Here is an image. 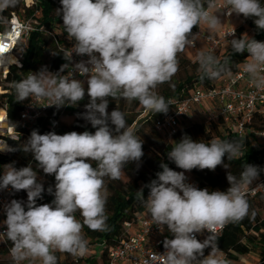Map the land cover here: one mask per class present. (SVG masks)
Segmentation results:
<instances>
[{"label":"clouds","instance_id":"1","mask_svg":"<svg viewBox=\"0 0 264 264\" xmlns=\"http://www.w3.org/2000/svg\"><path fill=\"white\" fill-rule=\"evenodd\" d=\"M19 3L0 0V22L6 24L3 14ZM60 5L55 14L74 42L72 51L58 71L42 66L15 82V101L47 100L44 107L60 109L76 107L87 97L77 117L95 131L40 134L33 129L19 148L0 139V152L19 150L36 162L35 167L29 163L20 168L9 163L0 173V192L27 193L26 201L12 199L2 205L6 218L0 221L4 228L0 235L11 242L14 264H58L56 252L84 257L88 241L83 228L108 230L105 178L119 179L126 165L135 162L139 167L144 155V142L128 126L124 112L116 107L109 113L110 99L138 101L154 114H167L170 105L155 90L178 72V55L196 46L194 28L205 25L215 32L224 23L221 15L235 14L252 19L256 30L264 31L262 0H224L222 6L217 0H60ZM226 35L232 37L234 53H248L242 71L249 82L264 89V41L247 33L236 37L235 27ZM8 39L7 32L0 34V56L13 51L5 47ZM73 54L81 59L75 61ZM197 60L201 79L230 74L228 61L222 63L210 52H201ZM241 148L240 140L205 143L184 134L166 152L167 160L182 171L173 170L162 159L155 178L137 191L153 224L161 233L166 228L171 234L163 241L164 252L156 253L159 264H229L220 253L218 230L249 216L246 189L264 172L247 163L239 177L230 171L225 157L227 161L239 157ZM218 166L227 170L225 191L201 189L185 175L193 169L215 171ZM36 169L54 176V186L46 189L54 197L51 203L38 204L45 187ZM77 212L82 221L76 218ZM255 215L252 211L251 217Z\"/></svg>","mask_w":264,"mask_h":264},{"label":"trees","instance_id":"2","mask_svg":"<svg viewBox=\"0 0 264 264\" xmlns=\"http://www.w3.org/2000/svg\"><path fill=\"white\" fill-rule=\"evenodd\" d=\"M264 2V0H262ZM60 0H35V5L26 7L24 0H20L17 7L9 9L5 12L9 17L11 13H16L21 18L30 17L35 10L39 14L35 16L38 24L37 29L32 31L28 37L26 52L22 60V67L17 68L11 65L5 75L0 76V86L4 91L0 93V108L4 110L6 115L7 125L13 128V135L3 134L0 138L7 145L13 148H19V145L28 139L33 129H38L40 134L49 131H55L57 134H64L70 131L83 132L85 130L95 131L86 121L79 119L77 113L84 111V105L88 102L87 97L79 103L78 106L63 107L60 109L50 107L46 112L30 125H25L21 122L20 112L30 103L31 99L24 102L15 101V92L13 85L15 82L24 79L29 72H37L42 66H47L49 71L56 72L60 66L66 63L64 56L66 50L73 46V41L68 39L62 19L55 14V10L59 8ZM244 25L248 27L247 33L250 37L260 41L264 38V31H257L252 19H244ZM5 26L0 25V31H5ZM200 29L196 27L193 32ZM238 37L243 34L244 27H237ZM186 50V49H185ZM185 50L178 55L179 69L172 77L171 81L164 83L155 90L159 95L163 96L169 103V111L167 114H154L146 111L141 121L137 120L141 109L138 101H126L124 99L109 100V113L118 107L125 114V119L128 126L133 132L143 140L144 155L140 161L139 167L135 162L129 163L124 169L126 179L121 177L117 180L105 178L107 188V231H91L86 226L83 228V235L88 241V248L92 247V253L84 257L74 258L67 253L56 252L58 264H107L109 250L118 246L121 240L125 239L129 233L125 224L135 225L141 217L146 215V208L141 203L137 195V191L145 184L155 178V173L160 171L159 164L163 159L168 163L169 167L176 171V165L167 160L166 152L171 150L174 141H178L182 135L187 134L193 140H203L205 143L213 139L222 140H238L237 136L231 132L220 119H208V123L195 122L189 126L182 127L171 136L161 134L155 128V121L169 114L174 113L175 105L170 100H181L197 89L210 88L221 84L227 77L236 72L243 64L248 56V53H234L231 46H225L210 52L222 63L227 60V67L230 69V74L222 75L219 79L209 80L208 78L201 79V73L198 72V60H193L185 55ZM203 52L208 53V50ZM145 109V108H143ZM63 112L72 116L70 123H64L60 120ZM55 122V125L53 124ZM254 129H264V121L257 120L253 125ZM248 129L246 134L248 142L242 143L241 154L239 157L225 163L230 165V171L239 177L243 166L252 164L264 168V144H255L251 141L253 132ZM15 162L17 168L27 166L29 163L35 167V161L32 160L30 154H25L22 151L15 152H0V173L4 171L3 165ZM93 166L95 163L93 162ZM44 176L45 192L43 199L38 200V204L51 203L53 196L46 191L49 185L54 186V176ZM227 170L222 166H218L215 171L193 169L186 172L185 175L192 177L202 187L209 190L225 191L228 187L226 178ZM260 176H264L261 172ZM264 180V179H260ZM148 189H144L145 198L147 197ZM13 199L27 200L25 191L15 192ZM250 204V214L239 222L228 223L224 226L220 233H217L218 245L220 253L228 262H235L240 256L247 255L255 250L264 252V193L258 191L253 196L247 195ZM256 213L255 217H251V212ZM76 218L82 221L79 212L76 213ZM203 240V239H202ZM11 242L6 236L0 244V255H5L6 258H0V264H14L12 258L8 256V251L11 248ZM207 254V251H206ZM25 264H29L27 261Z\"/></svg>","mask_w":264,"mask_h":264},{"label":"built area","instance_id":"3","mask_svg":"<svg viewBox=\"0 0 264 264\" xmlns=\"http://www.w3.org/2000/svg\"><path fill=\"white\" fill-rule=\"evenodd\" d=\"M224 0H217L219 6L223 5ZM26 7L35 5V0H24ZM221 11L223 8L221 7ZM39 14L38 10L28 18H21L16 13H11L7 17L8 22L5 24L0 22V25L5 26V31H0V34L7 32L9 39L5 41V47L13 49L9 54L13 55L12 61H6L8 54L0 56V76L5 77L11 65L17 68L22 67V60L26 52L27 41L30 33L37 29L36 15ZM225 18H229L224 15ZM234 26L222 27L216 36L205 33L201 29L195 31L198 33L197 42L195 47H188L186 49L195 50L199 42H203L206 50L214 52L217 49L230 45L231 36L226 34L233 30ZM235 35L238 37V29L235 27ZM260 41H264L262 38ZM73 47V46H72ZM72 47L66 50L69 55ZM16 49L23 50V53ZM86 59V57H84ZM73 59L79 61L81 57L73 54ZM16 60L21 65L16 63ZM245 62V61H244ZM243 62V63H244ZM243 65V64H242ZM242 65L232 75L227 77L221 84L210 88H197L189 96L178 100L169 101L175 105V111L163 118L155 121V128L165 136H171L181 126V119L188 112H190L197 105H205L206 103H214L218 110L217 116L223 121L224 125L233 132L237 138L244 139L247 130L251 131L260 137H264V129H254L253 125L257 120L264 121V89H256L250 82L247 75L242 71ZM6 68V69H5ZM70 71V69H69ZM48 103L47 100H36L31 98L30 103L20 112L21 122L25 125L33 123L37 117L44 114L50 107H44ZM8 135H13V128L6 126ZM187 176V175H186ZM190 183H194L197 187L203 189L197 181L192 177L187 176ZM213 191V190H210ZM264 193V180H259L255 185L246 189L247 195L253 196L256 192ZM14 193L11 189L0 192V211L2 205L13 199ZM125 226L130 229L129 235L121 240L120 244L109 250V258L107 264H159L156 253H163V241L166 237L171 238V234L165 228L164 232L153 224L149 213L146 210V215L141 217L135 225L128 223ZM224 226L218 230L222 231ZM4 231L0 227V232ZM206 235V234H205ZM3 236V235H1ZM204 236H198L202 240ZM222 255V254H221ZM10 258V251H8ZM224 257V255H222ZM22 264V263H21Z\"/></svg>","mask_w":264,"mask_h":264},{"label":"rangeland","instance_id":"4","mask_svg":"<svg viewBox=\"0 0 264 264\" xmlns=\"http://www.w3.org/2000/svg\"><path fill=\"white\" fill-rule=\"evenodd\" d=\"M224 23H225L224 24L225 26H234V27H238L240 25H243V27H244L243 34L245 32H248V30H249L248 27L244 25V18L242 16L237 17L235 14H233V16H231L229 18H225ZM185 55L186 56L188 55L187 51L185 52ZM187 57H189V55ZM3 85L4 84L2 83V86ZM2 86H0V90H1L0 93H2L4 91ZM203 107H204V110L202 108L192 109L185 116H183V118L181 119V126L182 127L189 126L195 122L207 124L208 119H214L213 116L216 114L217 109L210 110L209 111L210 113L207 112V110H205V109L215 108V104L214 103H206L205 105H203ZM141 108H142V106H139L138 111ZM0 110H3V109L0 108ZM146 111H147L146 109L142 108L141 113L137 117L138 121H141L143 119V115L146 113ZM60 120L64 123L68 124L71 122L72 116H69L66 114V112H63L61 117H60ZM6 126H7V121H6V116H5V126L0 127V137L3 134H9L7 129H6ZM244 137H245V140L239 139V138H238V140L242 141V143L246 142L248 140V137H247V135H245ZM251 137L252 138H250V139L253 143L259 144V145L264 144V137H260V136L256 135L255 133H253ZM37 172H38L39 178L44 183L45 179H44L43 174H41V172H39V171H37ZM121 178L126 179V176L124 174H122ZM260 179H264V176H260L259 179L254 181L251 186L255 185ZM251 186H249V187H251ZM262 216H264V213H262ZM5 218L6 217L4 216V214L1 210L0 211V221H3ZM3 238H4V235L3 236L0 235V244L3 242ZM202 239H204V237ZM90 253H92V247L88 248V252H87L86 256L89 255ZM0 258L4 259V258H6V256L0 255ZM36 262L38 264H40L39 261H36ZM229 264H264V252H262L260 250H255V251H253L247 255L240 256L237 261L229 262Z\"/></svg>","mask_w":264,"mask_h":264},{"label":"crops","instance_id":"5","mask_svg":"<svg viewBox=\"0 0 264 264\" xmlns=\"http://www.w3.org/2000/svg\"><path fill=\"white\" fill-rule=\"evenodd\" d=\"M221 20H222V22H225V17H224V15H221ZM225 23H223V25L217 30V31H215V32H210L208 29H207V26H205V25H200V29L202 30V31H204L205 33H209V34H211V35H213V36H216L217 34H218V31L222 28V27H224L225 25H224ZM204 50H206V46H205V44L203 43V42H199L198 43V45H197V47L195 48V50H189V49H186L185 50V52L187 51V54L189 55V58H191V59H193V60H197V57H198V55L201 53V52H203ZM187 55V56H188ZM196 108H202L203 110H204V107H203V105H197V106H195L193 109H196ZM212 109H217L218 110V108H217V106L215 105V108H211V109H205V110H207V112H209L210 110H212ZM210 113V112H209ZM217 115V112H216V114L213 116V117H215ZM27 261H24V262H21L22 264H25ZM34 264H38L37 262H34Z\"/></svg>","mask_w":264,"mask_h":264},{"label":"bare ground","instance_id":"6","mask_svg":"<svg viewBox=\"0 0 264 264\" xmlns=\"http://www.w3.org/2000/svg\"><path fill=\"white\" fill-rule=\"evenodd\" d=\"M5 58H6V61H12L14 59L13 55H11V54H8ZM0 92H1V90H0ZM5 116L6 115H5L4 110H0V127L5 126Z\"/></svg>","mask_w":264,"mask_h":264}]
</instances>
